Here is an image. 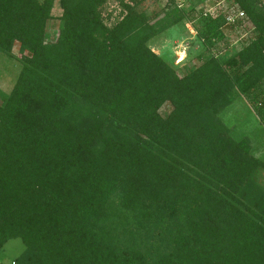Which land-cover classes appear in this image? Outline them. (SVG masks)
<instances>
[{"label":"trees","instance_id":"obj_1","mask_svg":"<svg viewBox=\"0 0 264 264\" xmlns=\"http://www.w3.org/2000/svg\"><path fill=\"white\" fill-rule=\"evenodd\" d=\"M54 1L0 0V56L19 55L0 98V250L23 245L10 264H264V163L221 118L240 96L264 129L263 1L226 0L254 38L184 75L147 44L185 21L209 52L222 17L56 0L48 41Z\"/></svg>","mask_w":264,"mask_h":264},{"label":"rangeland","instance_id":"obj_2","mask_svg":"<svg viewBox=\"0 0 264 264\" xmlns=\"http://www.w3.org/2000/svg\"><path fill=\"white\" fill-rule=\"evenodd\" d=\"M264 3V0H262ZM213 0H189L184 2L185 11L192 9L195 12H203L209 8ZM165 0H145L142 4V9L146 14L158 12L164 8ZM119 8L115 3L108 2L103 12L104 18H107V23L111 24L117 17ZM60 9L57 1H54L50 15L52 20L47 22V40H52L53 35L57 30L59 22L56 18L60 16ZM224 44H217V49H211L209 52L201 46L195 36L191 25L185 21L171 27L164 33L152 39L147 46L149 49L158 55L162 60L171 65L179 75H184L197 67L203 58L208 55H213L218 59H227L231 55L230 44L234 42L243 43L252 40L253 31L237 26L236 28H222ZM18 45L13 44L11 49V57L7 59L5 56H0V98L5 96L11 89L17 72L19 63L16 59L18 55ZM1 102V100H0ZM169 111V106L164 104L159 109V114L164 116ZM223 123L238 136H245L250 142V153L255 158L264 163V129L259 124L258 119L247 101L236 96L233 103L226 109L221 116ZM264 181V177L261 179ZM23 251V245L19 239H13L6 242L0 250V264H10Z\"/></svg>","mask_w":264,"mask_h":264},{"label":"built area","instance_id":"obj_3","mask_svg":"<svg viewBox=\"0 0 264 264\" xmlns=\"http://www.w3.org/2000/svg\"><path fill=\"white\" fill-rule=\"evenodd\" d=\"M177 7H183L182 0H173ZM202 15H208L212 18L218 16L223 19L222 28H236L241 26V22L244 20V14L238 10L236 5L227 3L226 0H213L209 8L202 10ZM242 27V26H241Z\"/></svg>","mask_w":264,"mask_h":264}]
</instances>
